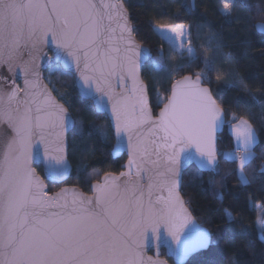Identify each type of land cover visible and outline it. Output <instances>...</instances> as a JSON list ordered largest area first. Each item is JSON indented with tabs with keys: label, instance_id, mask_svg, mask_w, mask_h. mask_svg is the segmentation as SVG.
Here are the masks:
<instances>
[{
	"label": "snow or ice",
	"instance_id": "1",
	"mask_svg": "<svg viewBox=\"0 0 264 264\" xmlns=\"http://www.w3.org/2000/svg\"><path fill=\"white\" fill-rule=\"evenodd\" d=\"M221 15L230 17L229 4ZM253 28L264 34V22ZM135 31L124 0H0V67L12 73L13 84L17 76L24 79L23 89L0 90V264H166L159 253L155 259L145 254L162 231L171 238L168 254L183 264L210 243V233L188 227L191 213L179 193L182 169L194 163L197 174L215 175L220 157L237 165L241 186L251 183L245 170L256 159V130L244 117L226 120L222 102L203 86L211 83L212 71L224 88L242 87L243 80H231L229 69L216 66L209 39L201 45L204 68L194 79L174 80L166 97L158 92L154 115L142 65L150 62L154 72L172 75L201 57L186 24L153 28L185 61L171 68L162 49L153 58L151 49L136 43ZM48 51L54 54L46 62L49 83L53 73L67 74L74 66L93 114L106 113L110 105L121 150L127 140V171L105 175L92 185L93 196L68 188L49 195L33 167L42 146L49 179L62 180L68 173L64 133L80 131L36 70ZM226 126L233 149L220 152L217 142ZM259 174L264 176V165ZM221 184L226 187L223 179ZM216 195L222 200L224 193ZM225 216L233 222L231 212ZM257 227L264 231V215Z\"/></svg>",
	"mask_w": 264,
	"mask_h": 264
},
{
	"label": "trees",
	"instance_id": "2",
	"mask_svg": "<svg viewBox=\"0 0 264 264\" xmlns=\"http://www.w3.org/2000/svg\"><path fill=\"white\" fill-rule=\"evenodd\" d=\"M124 2L136 30V40L151 49L153 58L162 49L164 63L169 68L185 63L171 53L168 44L153 31L156 25L169 23L189 26L192 43L201 57L172 75L154 72L150 62L144 63L141 78L148 86L153 114L159 109L158 92L166 97L175 79L184 75L196 76L204 68L201 45L211 39L216 66L229 69L230 79H242L244 86L224 88V81L216 80L215 71L208 73L211 83L204 85L222 102L226 120L233 114L248 119L258 137L253 149L256 159L245 170L251 181L247 186H241L237 179V165L226 163L220 157L218 174H197L192 165L183 171L180 194L191 215L211 236L207 249L194 254L184 264H264V231L257 227L258 219L264 215V176L259 174L260 166L264 165V37L253 28L255 23L264 22V0H246L252 5L250 9L241 0H193L195 10H190L189 0ZM225 3L229 4L231 12L227 19L221 15ZM43 75L53 95L66 107L80 129L71 130L67 135V159L71 166L68 179L60 185L47 183V189L53 192L62 185H69L89 193L90 184L103 174L120 171L125 156L111 158L113 138L108 120L104 115H94L91 102L78 97L71 74L53 73L51 83L49 70ZM253 96L258 102L252 99ZM217 148L220 152L233 149V140L226 127L220 134ZM36 171L40 174V167H36ZM222 179L226 187L222 186ZM210 180L213 183H209ZM221 191L224 193L222 200L216 195ZM226 210L231 212L233 222H226ZM161 256L164 257L163 250ZM166 261L172 264L170 259Z\"/></svg>",
	"mask_w": 264,
	"mask_h": 264
},
{
	"label": "water",
	"instance_id": "3",
	"mask_svg": "<svg viewBox=\"0 0 264 264\" xmlns=\"http://www.w3.org/2000/svg\"><path fill=\"white\" fill-rule=\"evenodd\" d=\"M189 3H190V8H192L193 0H189ZM127 13H128V12H127ZM254 30L256 31V33H258V34H260V35H262V36L264 37V34L258 32L255 28H254ZM135 41H136V43L139 44L142 48H147V47L141 45V44L136 40V38H135ZM53 55H54L53 52L48 51L47 56L44 58V61H43V62L40 61V60H37V61L35 62L36 65H40L38 68H36V70L39 72L43 84H46V82L44 81V75H43V73H44V71L48 70V67H47L46 62H47V60L52 59V58H53ZM143 65H144V64H143ZM143 65H142V66H143ZM68 73L71 74V76H72L73 84H74V87H75V90H76V93H77L78 97H79L80 99H82V100H86V99H84V98L81 96V86L83 85V81L80 80L79 75H78V74L76 73V71H75V67L73 66L72 69L70 70V72H68ZM0 76L5 77V78H7V80H8V83H7V84H5L3 80H0V90H3V91L6 92V91H9L13 86H16V87H18V88H20V89H23V88H24V79H23V77H22V76H17V77L15 78V82H14V84H13V82H12V73H10V72L8 71L7 67H0ZM184 76H185V75H184ZM188 76H190V75H188ZM191 77H192L193 79L195 78V76H191ZM29 78H31V77H29ZM181 78H183V76H182V77H179V78H177V79H175V80H178V79H181ZM141 79H142V78H141ZM173 82H174V81H173ZM173 82H172V83H173ZM172 83H171L170 88H169V94H170V92H171V86H172ZM46 85H47V84H46ZM47 86H48V85H47ZM203 86H205V85H203ZM205 87H207V86H205ZM48 88H49V87H48ZM49 90H50V88H49ZM117 91H119V89H117ZM169 94H168V95H169ZM52 95H53V93H52ZM20 96L23 97V91L20 92ZM53 96H54V95H53ZM54 97H55V96H54ZM55 98H56V97H55ZM106 100H107V98H105V101H106ZM87 101L91 102V104H92V101H90V100H87ZM59 103H60V102H59ZM61 104H62V103H61ZM92 106H93V104H92ZM162 106H163V105H162ZM162 106H161V107H162ZM64 107H65V106H64ZM65 108H66V107H65ZM158 112H159V109L155 112L154 115L158 114ZM69 114H70V113H69ZM102 115H104V116L106 117V119L108 120L109 127H110V129H111V133H112L113 142H112V147H111V151H110L111 158H112V159H115V158L120 157L121 155H124V156H125V161H124V163L120 166V171H119L118 173H106V174H103V175L98 179V181H95V182H93V183L90 184V186H89V193H83V192H82L80 189H78L77 187L69 186V185H62V186H60L57 190H55V191H53V192H49L48 189H47V183H49V184L60 185V184L64 183V182L68 179L69 174H70V171H71V166H70V163H69V161H68V159H67V135H68V133H69L71 130H66L65 133H64V156H65V158H66L67 166H68V173H67V175H66L62 180H58V181H55V182H53L52 180L49 179V177H48V175H47V173H46L45 161L43 160V147H42V146H41V160H40L39 162L33 164V167L35 168V170H36V167H40L41 173L39 174V173H37V171H36V174H37V175L40 177V179L43 181V183H44V185H45V187H46V190H47V192L49 193V195H52V194H54V193L60 191L61 189L68 188V189H75L76 191L83 193L85 196H93L92 185L95 184V183H102L103 180H104L105 175L111 174V175L119 176V174H120L121 172H125V171H127V167H126V165H127V161H128V154H127V147H126V146H127V140H126V138H125V148H124L123 150H121V149L118 147V145H117L116 133H115V128H114V122H113L112 117H111V106H110V105L108 106V111H107L106 113L102 114ZM2 127H6V125H2ZM192 151L194 152V149H193ZM192 166H194V167L196 168V166H195L194 163L192 164ZM186 168H187V167H186ZM186 168L182 169V173H183V171H184ZM205 172H206V171H205ZM182 173H181V175H182ZM180 185H181V182H180ZM180 185H179V193H180ZM165 195H166V193H165ZM180 196H181V194H180ZM181 198H182V196H181ZM182 199H183V198H182ZM185 206H186V205H185ZM189 212H190V211H189ZM191 217H192L191 222H190L189 225H188L189 228H192L193 226H198L199 228L206 229V228H204L203 226H201V225H200V224L194 219V217H193L192 215H191ZM208 232H209V231H208ZM210 237H211V236H210ZM210 240H211V239H210ZM166 241H167V242H171V238L168 237L167 234L164 233V232L162 231V236H161V240L159 241V243H157L156 241H153V243H152V245H151V249H150V250H147L145 254H146L147 256H150V257H152L153 259H155V258L157 257V253H159V258H160L161 260L166 261V259H170L171 262H172V264H176L175 257L170 256V255L168 254V243H166ZM209 244H210V243H209ZM209 244H208L206 247H203V248L197 249V250H195L194 252H192V253H191V254H190V255L184 260L183 264H184V263H185V262H186L191 256H193L194 254H196V253H198V252H200V251H204V250H206L207 247L209 246ZM174 246H175V245H173V247H174ZM161 250H163V252H164V257L161 256ZM166 264H170V263L166 261Z\"/></svg>",
	"mask_w": 264,
	"mask_h": 264
},
{
	"label": "rangeland",
	"instance_id": "4",
	"mask_svg": "<svg viewBox=\"0 0 264 264\" xmlns=\"http://www.w3.org/2000/svg\"><path fill=\"white\" fill-rule=\"evenodd\" d=\"M237 119H239V118H237ZM226 128H227V131L229 132V134L231 135V137H232V140H234V137H233V135L230 133V130H229V128L226 126ZM262 239H264V238H262Z\"/></svg>",
	"mask_w": 264,
	"mask_h": 264
}]
</instances>
